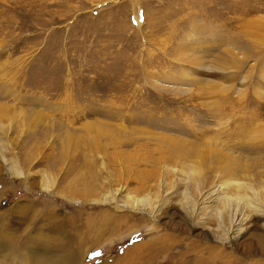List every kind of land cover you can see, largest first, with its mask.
<instances>
[{
    "label": "rangeland",
    "instance_id": "obj_1",
    "mask_svg": "<svg viewBox=\"0 0 264 264\" xmlns=\"http://www.w3.org/2000/svg\"><path fill=\"white\" fill-rule=\"evenodd\" d=\"M0 264H264V0H0Z\"/></svg>",
    "mask_w": 264,
    "mask_h": 264
}]
</instances>
